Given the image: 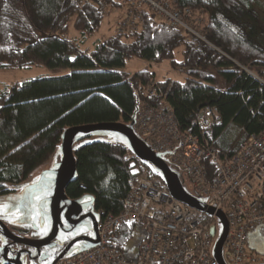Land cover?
I'll use <instances>...</instances> for the list:
<instances>
[{
    "label": "trees",
    "instance_id": "trees-1",
    "mask_svg": "<svg viewBox=\"0 0 264 264\" xmlns=\"http://www.w3.org/2000/svg\"><path fill=\"white\" fill-rule=\"evenodd\" d=\"M176 12L200 13L190 33L155 22L143 10L140 27L115 33L82 51L105 15L124 7L114 0H0V71L45 68L67 71L58 78L12 84L0 90V197L49 164L65 129L101 123L129 124L136 101L156 106L162 99L182 130L195 131L207 107L217 117L211 145L222 161L239 153L246 140L264 133V21L258 0H160ZM124 8V9H123ZM122 18V17H121ZM188 21H193L188 17ZM120 22V21H119ZM119 26V23H118ZM80 35L69 39L70 29ZM182 49L180 62L174 51ZM169 61L186 70L183 82H157L148 70L124 72L131 60ZM215 70L224 85L216 87ZM78 181L66 194L90 195L95 211L118 215L136 183L139 163L121 147L93 143L76 155ZM211 170V166L207 165ZM122 248L136 228H122Z\"/></svg>",
    "mask_w": 264,
    "mask_h": 264
},
{
    "label": "built area",
    "instance_id": "built-area-1",
    "mask_svg": "<svg viewBox=\"0 0 264 264\" xmlns=\"http://www.w3.org/2000/svg\"><path fill=\"white\" fill-rule=\"evenodd\" d=\"M114 1L125 8L118 33L140 27L142 11L147 10L155 22L188 33L196 31L205 42L196 29L201 24L200 13L176 12L160 0ZM216 117L215 108H204L192 124L195 131L182 130L162 99L156 106L139 104L134 130L153 153L164 155L182 175L193 196L205 199L208 209L222 213L228 228L225 264H264V257L248 247L249 234L264 230V133L249 137L241 151L224 162L211 145L210 127ZM132 174L137 176L136 183L122 211L118 215L96 212L99 247L58 264H218L212 255L218 236L216 216L174 200L144 165L139 164ZM132 226L143 230L140 242L131 245L132 239L121 248L119 231Z\"/></svg>",
    "mask_w": 264,
    "mask_h": 264
},
{
    "label": "water",
    "instance_id": "water-1",
    "mask_svg": "<svg viewBox=\"0 0 264 264\" xmlns=\"http://www.w3.org/2000/svg\"><path fill=\"white\" fill-rule=\"evenodd\" d=\"M139 101L129 124L101 123L65 129L49 164L34 177L0 197V264H58L99 247V215L90 195L68 198L66 191L78 181L77 151L89 144L106 143L121 147L144 165L167 188L170 196L188 206L215 215L218 236L213 258L225 264L223 248L227 223L221 212L206 207V200L193 196L184 186L182 175L162 154L134 130ZM248 247L264 257V238L259 231L248 236Z\"/></svg>",
    "mask_w": 264,
    "mask_h": 264
},
{
    "label": "rangeland",
    "instance_id": "rangeland-1",
    "mask_svg": "<svg viewBox=\"0 0 264 264\" xmlns=\"http://www.w3.org/2000/svg\"><path fill=\"white\" fill-rule=\"evenodd\" d=\"M262 6L258 10V13L261 15L264 21V0H258ZM123 15V10L121 8L107 13L102 20L98 31L94 35L86 40L81 45L82 51H89L93 48L95 43L106 39L107 37L113 35L115 30L118 29V23ZM194 31V29H193ZM193 33V34H192ZM190 32V35H194L196 38H200L196 35V31ZM69 39H79L80 35L71 28L69 32ZM80 40V39H79ZM182 59V49L178 48L174 51L173 61L180 62ZM148 70L153 74L154 80L157 82H163L165 80L183 82L188 78L186 70L180 68H173L169 61L163 62L161 64H150L140 60H131L129 61L124 69V72L127 74H134L140 70ZM68 74L67 71H52L45 68H32L28 70H19V71H0V90L12 85V84H22L30 82L37 79H46V78H58ZM203 74L210 75L214 77L216 81V87L223 90L224 85L221 82L220 78L216 74L215 70L206 69L203 71ZM143 234V230L138 228L131 245L136 246L140 242V235Z\"/></svg>",
    "mask_w": 264,
    "mask_h": 264
},
{
    "label": "flooded vegetation",
    "instance_id": "flooded-vegetation-1",
    "mask_svg": "<svg viewBox=\"0 0 264 264\" xmlns=\"http://www.w3.org/2000/svg\"><path fill=\"white\" fill-rule=\"evenodd\" d=\"M259 235L261 238H264V230L259 231Z\"/></svg>",
    "mask_w": 264,
    "mask_h": 264
}]
</instances>
